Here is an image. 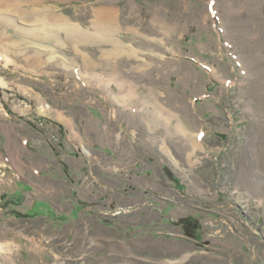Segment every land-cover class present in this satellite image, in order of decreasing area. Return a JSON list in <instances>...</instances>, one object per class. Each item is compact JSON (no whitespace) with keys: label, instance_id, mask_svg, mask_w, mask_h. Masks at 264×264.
Returning a JSON list of instances; mask_svg holds the SVG:
<instances>
[{"label":"rangeland","instance_id":"rangeland-1","mask_svg":"<svg viewBox=\"0 0 264 264\" xmlns=\"http://www.w3.org/2000/svg\"><path fill=\"white\" fill-rule=\"evenodd\" d=\"M22 1L65 25L0 53V264H264V0ZM53 109L67 153L2 134Z\"/></svg>","mask_w":264,"mask_h":264},{"label":"bare ground","instance_id":"bare-ground-1","mask_svg":"<svg viewBox=\"0 0 264 264\" xmlns=\"http://www.w3.org/2000/svg\"><path fill=\"white\" fill-rule=\"evenodd\" d=\"M26 2L22 0H0V27L2 28V31H4L3 32L4 36H0V53H1V50H4L6 48V47H3L6 45L5 42L9 43V45L13 47L17 45L16 43L26 40L25 42H28L26 43L28 44L27 46L28 48L39 46L40 43L38 42H40L41 40H39V38L35 39L34 37H32V36H35L37 32H39L38 30L49 31L50 29V31H53L52 29H55V27L57 26H61L60 24H63V27H64L65 22L60 21L59 19H53L54 13L50 7L46 9L38 10L35 7H29L28 6L29 2L28 3ZM115 12L116 10L112 8H108V9L101 8L97 11L96 24L100 26V29L103 30V28H105L107 25L110 26V24L113 22L112 20L115 17V14H116ZM46 26H49L48 27L49 29L46 28ZM12 29L14 33L8 34L9 30H12ZM64 32L67 35H68V32H72L70 37L72 40L74 39L75 42H79L83 37L85 38L89 36V34L82 32V29H79L78 25L76 24H70V25L68 24ZM50 35L53 37L55 41L58 42V40H56V36H57V39L59 38L58 35H54L53 33ZM38 36L39 35H37V37ZM28 40H31V41H28ZM43 44L45 43L43 42L42 44H40L41 49L49 48V46L51 47V45L44 46ZM113 44H114L113 46L114 49L110 53V56H120L127 52V50H125L124 48L125 46H123L122 44H119L118 42H114ZM2 47L4 49H2ZM132 54H133V51H131V55ZM62 55H63L62 57H64L65 59L66 55L64 54ZM11 250L12 249L9 244L5 242L3 243L0 242V251H11Z\"/></svg>","mask_w":264,"mask_h":264},{"label":"crops","instance_id":"crops-1","mask_svg":"<svg viewBox=\"0 0 264 264\" xmlns=\"http://www.w3.org/2000/svg\"><path fill=\"white\" fill-rule=\"evenodd\" d=\"M36 63H37V61H36ZM36 63H35V66H33V68H35L34 69L35 73L38 74V71H37L38 65ZM41 107L43 108V104ZM48 110H50V109H48ZM92 111L97 112V110L96 109L88 110V112H90L91 114H93L95 116V114ZM44 115L47 116L46 119H51V120H48V122H45L46 125H43L42 128L36 127V130H35L36 132H34V131H29V132L16 131L15 128L12 127V125H10L9 128H13V131L11 133H9L7 131L8 129L6 128V126L4 127L2 125L3 126L2 134L7 136V137L10 136L9 134H12L11 136H12V138L15 139V141L16 140L19 141V139H22V140H28L29 139L30 141H29L28 146L30 148H32V150H31L32 152H35L36 154L37 153L49 154L48 155L49 157H53L54 153L56 152V149H55L56 147H58V151L67 153V150L65 148V144L73 143V144H71L73 148L76 147L77 145L79 146L80 139L75 137L70 132V130H69L70 126H69L68 122L64 121L62 116L58 114V111L54 110V112L52 111V113H50V114L45 113ZM58 117L62 118L63 121L58 119ZM170 118H172V117L170 116ZM0 128H1V125H0ZM35 137H38L40 139V140H37L38 143H35V140L38 139V138L35 139ZM70 137H73V138L70 139ZM46 152H48V153H46ZM64 153L61 156V161H63V163H65L68 166V164L64 160H66L65 158L69 159L70 157L68 156V154H64ZM50 154H52V155H50ZM44 161H42L41 164L35 165V168H33V170L35 169L34 170L35 172H34V174H32V177L30 174H28L30 179L23 178V179L15 180L14 186H16V183L21 182V181H25L27 183H30L34 188V195L37 196L38 193H42V195H44L45 193L46 194L51 193V191H53L52 187L54 186V183H55V186H56V183H64V182L57 181V180L52 178L51 175H53V173H50L49 170L47 168H45V162ZM136 165H139V163L138 164L136 163ZM25 173L26 172L19 171L18 174H25ZM46 179H48V181ZM44 180L47 181L46 184H45V182L42 183ZM64 184H66V183H64ZM66 185H68V184H66Z\"/></svg>","mask_w":264,"mask_h":264}]
</instances>
